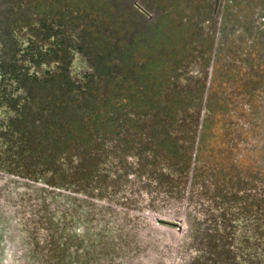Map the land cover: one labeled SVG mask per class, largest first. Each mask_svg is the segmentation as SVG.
I'll use <instances>...</instances> for the list:
<instances>
[{"label":"rangeland","instance_id":"374dc122","mask_svg":"<svg viewBox=\"0 0 264 264\" xmlns=\"http://www.w3.org/2000/svg\"><path fill=\"white\" fill-rule=\"evenodd\" d=\"M112 1H118L116 11L122 12V0ZM224 1L234 5L235 8L233 7L232 10L237 9V11L230 16L232 21L231 24L233 25L232 29L235 30L236 36L230 42L231 47L229 50L225 51L226 57H229L231 53H235L236 55L238 49L242 46L244 48V56L249 58L251 55V50L249 48L251 47L250 44L252 41L245 39L240 33L244 31L247 35L249 33L258 34L260 40L255 47V49L258 48V51H260L261 47H264V35L257 29H250L248 31L245 29L242 30L241 25L244 23L245 19L248 20V22L251 21V24L257 25L264 32V0ZM108 2L109 0H29L28 2L27 0H0V64L3 65V62L7 64L11 61V58H15L14 61L18 60L20 63L25 62L30 68V71L34 73L37 78H40L41 66L35 63L29 54L30 50L40 49L41 46L46 44V42L41 41V34H39L37 28L32 25L35 22V16L38 15L39 12H43L44 14H47V16H50L51 13H55L53 9H56L58 11L57 13L60 14L63 13V9L69 15L81 13L86 14L85 16H87L97 12L99 15L101 13L102 16H107L109 14L106 7ZM151 2L154 3L152 4L154 7H159L163 14L173 11L174 14H178L179 16H193L195 12H199L198 10L200 5L202 6V2L203 4L204 2L208 4L207 1L204 0H151ZM151 2L145 1L144 3L146 7L151 8V11H153L154 9ZM207 7H209L210 12H214V8L216 10L214 0H209ZM241 7H247L248 13L251 14H245V12H242ZM104 10H106V12ZM110 10L114 11L111 8ZM241 13L244 14L247 19ZM211 16H213V13ZM132 17H134V15L130 12L126 11L123 14L121 13V20L125 19V23H115L114 26L116 27L113 28V32L122 35L126 32V27L128 29L136 28V26H138L136 18L132 19ZM214 17H216V15L212 18L210 17V26L213 25L212 20L215 19ZM227 22L228 21H225L224 24L226 25ZM38 23L41 25V21ZM130 35V33L127 34V37H130ZM136 37L138 40V51H145L141 56H146L145 59L148 64L155 65V61L158 59V54L153 55V52L158 50H155L144 41H141L142 38L140 34ZM177 37L178 36H175L173 32L165 33L164 40L158 45V49L165 48L168 52H171V49L174 46V41ZM29 43H34L35 46L40 48L30 47L29 49L27 48L29 47ZM147 46H149L150 52L147 50ZM77 51L78 50L74 48L71 53H76ZM53 55L54 54L48 53L46 56L51 58ZM160 57L165 59V54H161ZM43 59L46 60L45 58ZM77 59H79V56ZM77 59H75V64L81 62ZM237 61L238 60H236L234 64L235 69H237L234 73L235 78L233 84L235 100L238 98L239 93H241L239 90H243L244 88L239 80V75L244 72V69L238 67ZM222 62H224V60ZM57 63L58 62H52L49 70L50 72L58 71L60 63ZM85 63L86 60H83V64ZM224 64L225 63H222V66ZM261 75L260 72H256L251 80L243 82L244 85L251 87L252 81H256L257 84V78L262 77ZM152 76H154V74ZM249 76L250 73L247 72L245 79L249 78ZM137 83L145 87L144 89H135V92L132 95L136 98V102L140 103L147 99L148 103H150L149 96H151L150 91L153 85L151 79ZM257 87L259 88L258 91L255 90V92H252L253 95L256 96L258 94V97H264V78H262L260 86ZM153 88L155 89V85H153ZM217 91L219 90L217 89ZM217 91L215 97L216 100H219L220 95ZM50 103L49 91L45 90L44 94L39 91L36 93L35 98L29 103V108L31 107L34 111L39 112L41 117L45 119L46 111L49 110ZM133 104L131 107H134ZM255 109L256 108H253L250 112L237 110L238 114L232 112L226 115L219 113L218 110H214L210 113L208 119L205 120L206 122L203 127V111L201 112L202 128H200L201 137L198 158H200L203 163V169L201 168V172L197 173L195 179L198 189H200V197H197V200H195L197 201V204L194 203L190 205L194 206V208L192 207V215L189 216L187 221L189 231L188 233H185V236H178V238L171 237L172 235L170 232L165 229H147L146 220L136 216L140 214H134L130 211L129 213L123 212V214L116 212L100 213L93 210L88 201L77 202V200L73 199L74 197L69 198L68 196H64L62 199L70 202L62 200L56 202V200L50 198V193L46 196L43 193L41 194V191H35L34 189L36 188H30L27 197L24 199L27 208L22 211H25V214H21L23 212L18 211L19 209L12 208V205H9L10 208L7 209L0 208V237H2L0 241V254L3 256L6 249L10 248V244L14 242L16 238L20 237L22 241L19 239L18 242L21 249H24V254L31 258L35 254L41 253L43 264H55L54 254L50 250L52 249L53 244L56 245L57 242H59L61 234L57 230L52 229L53 233L49 232V234L52 233L51 235L48 233L40 235L38 234L39 230L35 227L34 223L41 222L43 216L45 217V221L52 222V220H54V213H41V208L46 206H61L72 208L70 212H74V209L77 210L74 213L66 212L64 214H59V216L62 218L63 215L71 216L68 220L77 223L78 232L85 233L83 229H93L92 232L97 233L96 235L94 233L91 234L93 238L97 235L100 236L102 232H105L110 243L116 247V251L113 252H118L117 256L119 257L123 254L121 260L124 264H129V261L134 262L138 257V253H144L148 249H152L151 253L156 255V264L164 263V258L169 257L173 259L172 264H264V131H261V128L259 127H257L258 131L255 130V132H258L257 134H253V131H251L252 135L249 134L248 138L250 140H257L258 143H256V145L258 144V146H253V148H251L252 151L249 152L244 150V156L242 158L239 157V151L241 150H238L237 148L229 149L227 146L232 144L231 139L234 137L232 134L233 126L235 129L239 128L242 134L243 130L240 129V127H242L239 125L240 121L251 120L253 124L250 127V130H253L251 128H254V123H257V117H259L260 114V112L257 113V109ZM130 110L129 113H133V111ZM54 111L55 110H52L50 115H47V120H50V124L47 125V128L49 131L50 129L53 130V132H50L51 136L52 133L57 135L55 142L57 143L58 140H63L71 134L76 133L75 135H77L79 126L75 123H65L71 118V112H66L64 110ZM260 117L264 118L263 114ZM38 119L40 118L34 117L33 123L36 124ZM55 122L63 126L61 127ZM261 122L264 123V119H261ZM223 126H225L226 129L223 128ZM99 129L101 132L99 136H101L102 133H107L106 126L101 125ZM36 131L29 133L30 140H25V142L29 144L35 142L40 143L41 138H39L37 134L32 135L36 133ZM178 131L179 130L174 127L173 129H170V134L178 138ZM18 132L22 135L20 131ZM98 141L101 142V139ZM36 148L39 150V146H36ZM136 148L137 150L142 151L140 145L137 144ZM82 152V154H85L84 150ZM129 152L133 153V150L130 149ZM139 152L140 151H138L137 154ZM146 152L147 150L142 151V153L139 154L140 157L138 156L137 161H134L139 168H130L127 174H125L126 176L131 175L132 182L130 184L129 182H126V186L120 189L122 191L120 194L117 192H111V195L115 196V199H113L112 202L125 205L131 209L150 206L155 212H160L162 210L178 212L180 210L179 208H181L180 203L172 200L169 196L171 194L170 191H175L173 188L174 184L177 183L179 185V181H181L182 178L181 174L175 178L170 176H162L159 178L156 176L157 179L155 180V178L152 177L154 173L147 171L152 170V167L155 169L160 168L157 165L150 166L151 164H147L145 167L146 163H141L144 159L142 156H147V153H149ZM93 154L96 153L94 152ZM30 156L31 158L33 157L32 155ZM195 158L196 154L194 159H192V166L194 165ZM131 159L134 160L133 157ZM169 160H171V157H169ZM72 161L76 166L80 163L78 157H73ZM94 163L95 161L85 162L83 167L76 169L73 173L75 175L69 178V180L65 177L64 179H57L52 176L47 182L50 184L57 183L60 186L72 185L70 186V189L84 193L85 189L80 188L79 182L76 185L78 187H75L73 182L70 183V181H73V178L77 179L78 177H83L87 180L92 178L94 171H96ZM164 163L165 162L159 161L158 165ZM115 165L116 157H113L109 153L106 156L104 155L102 167L104 166L107 171H109L114 168ZM142 165H144L146 170L144 171L145 176L139 172L141 171L140 166ZM211 171L214 178H212L211 181L205 182V180H203L205 179L204 177H207ZM137 172H139V177H143L142 179L138 180L139 178H136ZM60 179L61 181L59 182ZM135 180H137V182H135ZM112 182L118 184L117 181ZM135 183L137 184V188L135 187ZM203 183L206 184L204 187ZM131 184H134V186ZM157 185H162V190L165 191L163 197L158 193ZM111 186L112 183L106 188ZM175 187L177 189V185H175ZM166 192L170 193L167 195ZM62 195L63 194H60V196ZM198 199L202 200V203H200ZM22 200L23 199L16 197L13 202L15 204ZM65 210H67V208ZM22 216L27 219L28 223L30 222L33 225L28 233H25L23 230L19 231L18 229L17 224ZM62 220L65 221V218ZM183 227H185L184 224ZM97 228L99 230H96ZM38 238L41 239L42 242L45 241L46 244L43 246L40 245L41 241H39ZM36 239H38V241ZM49 240L53 244L49 243ZM38 247L41 248V251L38 250ZM137 247H142V249L138 251ZM50 254L53 256H50ZM21 257L22 256L17 257V255L14 257L15 260L18 259V264H21Z\"/></svg>","mask_w":264,"mask_h":264},{"label":"flooded vegetation","instance_id":"af4514ba","mask_svg":"<svg viewBox=\"0 0 264 264\" xmlns=\"http://www.w3.org/2000/svg\"><path fill=\"white\" fill-rule=\"evenodd\" d=\"M28 1L29 0H27V2ZM145 1L151 2V0L121 1L123 4L121 13L123 14L127 11L134 15L132 19L136 18V23L138 24L134 33L140 34L141 36L142 34L150 33L152 27L154 28L153 24L156 25L160 10L159 7H154V5H152L154 3L151 2L154 9L151 11V8L146 7L144 3ZM231 2H233V0ZM214 4L216 10L214 8V12H212L213 16L216 15V17H218L219 14V23H221L222 16L224 17V14L226 13V1L214 0ZM233 7L234 5L232 4L231 15L237 11V9L232 10ZM56 11L57 10L55 9V13H51V15H55ZM241 11L248 14L247 7H241ZM50 16H47V14L42 12L41 20L46 17L49 18ZM62 16L63 15L60 13L58 14L59 19H61ZM78 16L80 15H77V13L76 15H69L67 13L66 20H68L69 24L66 23L62 30L46 31L44 30V23H41V30L38 32L43 39L48 36L50 37L52 33V35L56 37L58 35L69 36V38H72V41L75 37L83 34L87 35V37H89L87 41L91 42L94 37L96 38L99 35L114 33L112 28L106 29V25L109 24L108 16L99 15L98 18H95L97 24H91L93 26H90V29L87 27L89 26L88 24H85L87 25L85 26L84 22L82 23L77 19ZM38 17L39 13L35 16V21ZM88 17L90 19V16ZM216 17L214 18L216 19ZM85 21L87 22L88 20ZM111 21L115 22V20ZM117 21L122 23L125 19ZM214 22L215 20L213 21V25L210 26L212 29L214 27ZM85 29L86 31H84ZM46 32H50V34L47 36ZM117 36H121L120 33L117 34ZM216 41L217 40H215V43ZM41 47L43 49L44 45ZM90 47L91 46L87 48L89 49ZM110 50L115 52L117 48H109L105 46L103 49L91 48L86 50L87 52H85L84 58L87 61L85 64L82 62H77V64H75V59L78 58L77 56L72 60L67 53H65L66 55H63L61 51L56 50L53 52L55 59H49L48 62L43 61L42 64L37 63L40 66L43 65L41 66V77L37 79L33 77L30 78L34 73L30 71V68L25 62L20 63L18 60L14 61L15 58H11L9 63L6 64L3 62V65L0 64V208L7 209L10 208L9 205H12V208L19 209L18 211L20 212L25 210L27 206L24 203V199L27 197L30 188H36L34 189L35 191H41V194L43 193L46 196L50 193V198L56 200V202L61 200L70 202L62 199L64 196H68L69 198L74 197L73 199L77 200V202L88 201L91 204V208L100 213L116 212L123 214V212L129 213L130 211L134 214H140L136 216L146 220L147 229H165L170 232L172 235L171 237H183L185 236V233H188L189 231L187 222L189 218V210L187 206L183 205L179 208L180 210L178 212H169L165 210L155 212L150 206L131 209L125 205L112 202V200L115 199V196L111 195V192H117L118 194L122 193L120 189L125 187L126 184V176L124 174V169L122 168L124 167L125 158L120 155L116 157V165L119 167L117 173H114L111 170L107 171L103 166L99 170L96 169L93 173V177L88 180L83 177H78L77 179L73 178V181H70V183L73 182L75 187H78L76 185L79 182L80 188L85 189L84 193L81 191H73L70 189V186L72 185L60 186L57 183L50 184L47 182L52 176L57 179H64L65 177L69 180V178L75 175L73 173L76 169L83 167V164L87 161H95L97 166H102L104 160L103 154L97 155V152L93 150L106 149L104 142L108 141L109 138L108 135L104 134L101 143L100 141H95V137H92V134L101 139L100 137H102V135L99 136L100 119L108 117L109 114L115 118L119 117V115H121L120 110H122L121 108L125 102V96L123 92H120L119 85L122 80L120 77L123 72L122 70H119V72H113L114 76L110 73V68L116 66V62L110 60ZM67 51L70 52V50ZM71 55L72 58H74L72 53ZM52 62H58L57 64L60 63L57 72L49 71ZM196 63L198 64L195 65V73L197 72L201 78L203 77L205 79L202 65L199 64V62ZM214 65L213 74L215 76L218 66H216V64ZM117 85H119V87H117ZM45 90L49 91V99L51 102L49 104V110L46 111L45 118H48L52 110L71 112V118L65 123H80L81 127H83L86 132V135L84 136L85 141H78V135H75V133L64 139L65 145H62V140L57 141V146L55 144L49 145L48 141L52 139L54 140V143H56L55 139L57 135L52 133L51 137L50 131L41 128V114L34 111L31 107L29 108V103L35 98L36 93L40 91V93L44 94ZM34 117L40 118L37 120L36 124L33 123ZM119 126L120 125L116 123V128H119ZM96 129L99 130L96 131ZM18 131H20L22 135H20ZM33 131H36V133L32 135L37 134L39 138H41L40 143L35 142L29 144L25 142V140H30L29 133ZM92 131H96L97 133L91 134ZM83 142L85 143L82 144ZM36 146H39V150ZM63 146L66 147V151L61 153L59 149ZM47 148L50 149V151H48V153H50L49 155L54 153L56 156L49 158L44 157L43 153H45L44 150ZM79 150H84L85 154H82L83 152H79ZM94 152L96 154H93ZM104 152L106 151L104 150ZM41 153L43 157H41ZM30 155L33 157L31 158ZM73 157H78L80 159V163H78L77 166L72 161ZM112 181H117L118 184H115ZM111 183L112 186L106 188L108 185H111ZM136 185L137 184L135 183V187ZM132 186H134V184ZM60 194L63 195L60 196ZM16 197L23 200L14 204L13 201ZM66 208L67 210H65ZM41 209V213H54L55 215L52 222L45 221L44 216L42 217L41 222H33L35 227L39 230L38 234L45 235L46 233L49 234V232L53 233L52 229L57 230L61 234L59 242H57L56 245L49 240V243L53 244V250L51 249L50 251L54 254L55 264H124L121 260L123 254L119 257L117 256L118 252H113L116 251V247L110 243L105 232H102L100 236L97 235L93 238L91 234H97L92 232L93 229H83L85 233H80L77 231V223L68 220L71 216L63 215V218L59 216V214H64L66 212L74 213L77 211L76 209H74V212H70L72 208L61 206H46ZM22 212L23 213L21 214H25V211ZM181 216L184 219L183 224L185 227L182 226V228H179L175 225L169 224ZM64 218L65 221L62 220ZM153 219H156V221L153 222ZM17 226L19 231L23 230L25 233H28L33 225L30 222L28 223L27 219L22 216ZM96 230L99 229L97 228ZM1 238L2 237H0V241ZM19 239L22 241L20 237L16 238L15 241L10 244V248L6 249L3 256L0 254V264H18V259H14L16 255L17 257L22 256L20 259L21 264H43L41 253H37L31 258L24 254V249H21L19 246ZM38 239L36 240L38 241ZM39 241H41V239H39ZM45 244V241H41L40 243L42 246ZM38 248V250L41 251V248ZM141 249L142 247H137L138 251ZM151 250L152 249H148L144 253H138V257L134 262L129 261L128 263L156 264V255L151 253ZM51 255L52 254H50V256ZM172 260L171 257L164 258L165 262L161 263L172 264Z\"/></svg>","mask_w":264,"mask_h":264},{"label":"trees","instance_id":"16d2710c","mask_svg":"<svg viewBox=\"0 0 264 264\" xmlns=\"http://www.w3.org/2000/svg\"><path fill=\"white\" fill-rule=\"evenodd\" d=\"M204 1H207L209 4V0ZM116 4L117 2L109 0L108 5L106 6L109 13L107 15L109 24L106 25V29H113L116 27L114 24L118 23L117 20H121V12L116 11ZM208 4H206V2L203 4L202 2V6L200 5L198 10L199 12H195L193 16H179L178 14H174L173 11L163 14L162 11L159 10L158 21L156 25L153 24L154 28L152 27L150 33L142 34V39L140 38L141 41H144L147 45L158 50L153 52V55L158 54V59L155 61V65L148 64L145 59L146 56H141L145 51H138V40L136 37L138 34L134 33V27H132L134 29H128L126 27V32L121 36H117L116 33L99 35L96 38L94 37L92 42L87 41L89 37L83 34L75 37L72 41V38H69V36L58 35L56 37L51 33L49 37L48 34H50V32H46L48 37H45L44 39L41 37V41L46 42L43 49L42 47L35 46L34 43H29V47H27L29 49L30 47L40 48L32 51L30 50L29 54L35 63L41 64L43 61L48 62L49 59L53 60L55 55L51 58H48L46 55H48V53L54 54L53 52L56 50L61 51L63 55L67 53L72 60H74L76 56H79V59H76L83 63V60H86L84 58L85 52H87L86 50L91 48L103 49L105 46L109 48H117L115 52L110 50V60L116 62V66L110 68V73L114 76L113 72H119V70H122L123 74L120 77L122 80L119 85L120 92H123L125 96V102L121 108L122 110H120L121 115H119V117H103L104 121L103 119H100L99 127L104 125L107 128V133H102V137L100 138L102 140L103 135L106 134L109 139L104 142L106 149H94L93 151L97 152V155L103 154V156H106L109 153L113 157H118L119 155L124 157V167L122 168L124 169V174H127L130 168L134 169L137 167L134 161H137L139 154H141L142 151L147 150L149 153L146 152L147 156H142L144 159L141 163L145 162V167L147 164H151L150 166H159L160 169L152 167V170L147 171L154 173L152 177L155 178V180L157 179L156 176L159 178L162 176L175 178L181 174V181H179V185L177 183L174 184L173 188L175 191H170L171 194L172 192L173 194H170L169 198L180 203L181 207L186 199L189 216L192 215V207L194 208V206L190 205L194 203L197 204V201L195 200H197V197H200V189H198L195 182L197 173L201 172V168L203 169V163L201 159L198 158L201 137L199 129L205 125V120L208 119L210 113L214 110H218L219 113L226 115L232 112L237 113V110L250 112L253 108L257 109H255L257 113L260 112L259 117H257V123H254V128H251L253 130H250V127L253 124L251 120L239 122V125L242 127H237H240V129L243 130V135L239 128L235 129L234 126L232 127V134L234 137L231 139L232 144L227 146L229 149L237 148L238 150H241L239 151V157L241 158L244 156V150L249 152L252 151L251 148H253V146H258V144L256 145V143H258L257 140H250L248 138L249 134H257L258 132H255V130L258 131L257 127L261 128V131H264V123L261 122V119L264 118L260 117L262 114L264 116V97H258V94L256 97L252 93L255 92V90L258 91L259 88L257 86H260L261 80L264 78V47H261L260 51H258V48L255 49L260 40V36L258 34L250 33L249 36V34L247 35L244 31L241 32L240 34L243 35L245 39L252 41L250 44L251 47L249 48L251 50V55L249 58L245 57L243 54L244 48L240 45L241 47L238 49L236 55L235 53H231L229 57H226L225 51L229 50L231 47L230 42L236 36L235 30L232 29L233 25L231 24L232 21L230 19L232 14V3H226V13L224 14V17L222 16L221 23H219V14L218 17L214 19L215 25L213 29L210 28L209 22L211 21L210 17L212 18V11L210 12L209 7H207ZM110 8L114 11H111ZM104 11L106 12V10ZM57 12L58 11H56L55 15H51L49 18L46 17L43 20H41L42 13L39 12L38 19L32 24L33 27L35 26L37 30L40 31L41 25L38 22L41 21L42 24L44 23V30L46 31L62 30L65 24L68 23V20H66L67 12L62 10L63 13L61 15L64 17L62 16L61 19H59V13ZM77 15H80L77 19L82 23L84 22V25L88 24L89 26H85L89 29L90 26H93L91 24H97L95 18L99 17V13L97 12L87 16H85L86 14L81 13H77ZM242 15L245 17L244 14ZM88 16H90V19ZM85 20L88 21L86 22ZM111 20H115V22H112ZM225 21H228L226 25L224 24ZM250 22L244 19L241 29H245L246 31L257 29L264 35L262 29ZM86 29L84 31H86ZM167 32H173L175 36H178L174 41V46L172 47L171 52H168L165 48L158 49V45L163 42L164 35L165 33L167 34ZM129 33L131 35L130 37H127V34ZM215 40H217L216 43ZM89 46L91 47L88 49L87 47ZM74 48L78 51L72 53L74 57L72 58L71 51H73ZM67 50H70V52ZM147 50H149V46H147ZM161 54H165V59L160 57ZM223 60L224 62H222ZM236 60H238V67L244 69V72L239 75L240 84L243 85L244 88L243 90H239L241 93H239L238 98L235 100L233 84L235 78L234 73L237 71L234 66ZM196 62H199V64L202 65L205 79L203 77L201 78L197 72L195 73V65L198 64ZM222 63L225 64L222 66ZM214 64L218 66L215 76L213 74V67H215ZM247 72L250 73V76L245 79ZM256 72L262 74V77L257 78L258 83L256 84V81H252L251 87L245 86L243 82L251 80ZM153 74L154 76H152ZM32 77L37 79L34 74L30 78ZM147 79H151L153 85H155V89L153 88V85L151 87V96H149L150 103H148L147 99L137 103L135 100L136 98H134L132 94L135 92L136 88L144 89L145 86L139 85L137 82L146 81ZM119 85H117V87H119ZM217 89L219 91H217ZM216 91L219 92V100H216ZM132 104L134 107H131ZM129 110L133 111V113L130 114ZM202 111V118L204 119L201 127ZM55 123L59 125V123ZM116 123L120 125L119 128H116ZM48 124H50V120L41 117V128H45L49 131L47 128ZM77 125L80 127L77 134L78 141H85L84 136L86 135V132L83 127H81L80 123H77ZM59 126L62 127L63 125ZM174 127L179 130L178 138L170 134V129H173ZM223 128H225V126H223ZM98 130L99 129H96V131ZM51 131L53 130L50 129V132ZM96 131H92L91 134H96ZM251 131L253 132L251 133ZM99 134H101V132ZM92 137H95V141H98L99 139L94 134H92ZM197 139L196 158L194 165L192 166L193 153L195 151V143ZM48 143L49 145L55 144L57 146V143H54L53 139L49 140ZM84 143L85 142L82 144ZM137 144L142 147V151L137 150ZM62 145H65L64 139L62 140ZM65 149L66 147L63 146L59 150L63 153L66 151ZM130 149L133 150V153L129 152ZM104 150L106 152H104ZM44 151V157L49 158L56 156L54 153L49 155L50 153H48V151H50V149L48 148ZM80 151L82 150H79V152ZM138 151L140 152L137 154ZM43 156L41 153V157ZM132 157L134 160L131 159ZM169 157H171L172 161L169 160ZM159 161L165 163L158 165ZM94 166L97 170L102 167L100 165L97 166L96 163ZM140 167L141 171L139 172L145 176L144 171L146 170L144 165ZM114 168H112L111 171L117 173L119 167L115 165ZM139 172H137L136 175V178H139L138 180L143 178L139 177ZM131 178V175L126 176V182H129L130 184L132 182ZM204 178L205 179H203L202 175V179L205 180V182L211 181V179L214 178L212 171ZM135 182H137V180H135ZM203 184L204 187L206 184ZM175 185H177V189ZM161 186L162 185H157L158 193L163 197L165 191L162 190ZM170 192H166L167 195ZM198 200L202 203V200Z\"/></svg>","mask_w":264,"mask_h":264},{"label":"water","instance_id":"95a60500","mask_svg":"<svg viewBox=\"0 0 264 264\" xmlns=\"http://www.w3.org/2000/svg\"><path fill=\"white\" fill-rule=\"evenodd\" d=\"M204 102H205V99H204ZM203 106H204V103H203ZM201 121H202V120H201ZM199 130H200V129H199ZM197 144H198V139H197V141H196V143H195V151H194V153H193L194 156H195V153H196ZM194 156H193V159H194ZM187 193H188V191H187ZM183 205L186 206V199H185V202H184ZM152 221L155 222L156 219H153ZM183 223H184V219H183V217L181 216L180 218L175 219L174 222L169 223V224H172V225H175L176 227L182 228Z\"/></svg>","mask_w":264,"mask_h":264}]
</instances>
